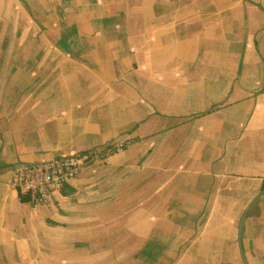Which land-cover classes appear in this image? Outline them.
<instances>
[{
    "label": "crops",
    "instance_id": "0c3cea01",
    "mask_svg": "<svg viewBox=\"0 0 264 264\" xmlns=\"http://www.w3.org/2000/svg\"><path fill=\"white\" fill-rule=\"evenodd\" d=\"M263 181L264 0H0V264H264Z\"/></svg>",
    "mask_w": 264,
    "mask_h": 264
},
{
    "label": "built area",
    "instance_id": "2783aa9c",
    "mask_svg": "<svg viewBox=\"0 0 264 264\" xmlns=\"http://www.w3.org/2000/svg\"><path fill=\"white\" fill-rule=\"evenodd\" d=\"M131 143V140L120 141L102 150L59 156L37 164L17 166L10 175L9 186L16 191L20 199L28 203L32 212H37L53 191L76 177L88 162L121 154Z\"/></svg>",
    "mask_w": 264,
    "mask_h": 264
},
{
    "label": "water",
    "instance_id": "95a60500",
    "mask_svg": "<svg viewBox=\"0 0 264 264\" xmlns=\"http://www.w3.org/2000/svg\"><path fill=\"white\" fill-rule=\"evenodd\" d=\"M241 258H242V263H243V264H247V263H246V260H245V258H244V255H243L242 253H241Z\"/></svg>",
    "mask_w": 264,
    "mask_h": 264
},
{
    "label": "trees",
    "instance_id": "16d2710c",
    "mask_svg": "<svg viewBox=\"0 0 264 264\" xmlns=\"http://www.w3.org/2000/svg\"><path fill=\"white\" fill-rule=\"evenodd\" d=\"M263 188H264V181H263Z\"/></svg>",
    "mask_w": 264,
    "mask_h": 264
}]
</instances>
